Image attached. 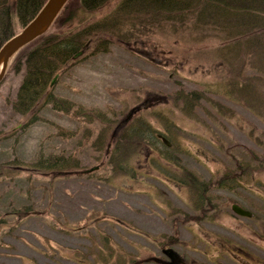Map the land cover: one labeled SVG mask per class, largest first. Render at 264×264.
Wrapping results in <instances>:
<instances>
[{
	"label": "rangeland",
	"instance_id": "374dc122",
	"mask_svg": "<svg viewBox=\"0 0 264 264\" xmlns=\"http://www.w3.org/2000/svg\"><path fill=\"white\" fill-rule=\"evenodd\" d=\"M125 2H105L100 14L97 8L86 10L78 15L80 23L66 24L61 18L66 10H60L41 39L9 61L0 83V264H157L165 242H178L174 249L195 264H264V171L257 187L222 188L211 196V206L223 210L217 219L210 214L211 220L198 223L173 221L182 212L192 216L183 170L208 180L222 166L245 164L253 153L264 169V123L227 95L228 80L245 75V59L237 56L230 67L225 51L231 37L219 28L217 34L195 31L189 20L173 29L148 18V34L129 29L138 15L121 12ZM186 5L183 9H190L191 2ZM33 12L27 10L24 19ZM185 15L191 17L180 14ZM89 35L95 44L50 90L58 104L71 102L67 110L47 105L18 112L28 56L42 41L76 36L85 44ZM122 39H130L131 48ZM177 90L186 100L196 98L198 107L188 111L181 102L166 100L136 110L135 121L148 125L157 149L145 157L129 154L130 161L113 171L112 148L124 143L123 117L145 96ZM203 97L231 115L217 114ZM156 134L172 145L168 149L175 148L176 159L164 158L167 151ZM230 154L238 157L236 163ZM39 155L58 158L60 166L35 171L31 163ZM249 170L255 173L253 166ZM231 204L253 215L238 216Z\"/></svg>",
	"mask_w": 264,
	"mask_h": 264
},
{
	"label": "trees",
	"instance_id": "16d2710c",
	"mask_svg": "<svg viewBox=\"0 0 264 264\" xmlns=\"http://www.w3.org/2000/svg\"><path fill=\"white\" fill-rule=\"evenodd\" d=\"M92 1L93 0H76L77 4H74V6H72L68 1L67 4L62 8V11H66L65 13H62L63 17L61 18L65 19L66 24H68L67 22L70 23L72 19H76L77 21L78 15L80 13H86V10H93L92 4L95 2ZM95 1L96 5L103 4L102 0ZM157 1L163 4H167V10H169L168 15L162 20H157L156 18L157 12L154 11L156 0H128V2H125L123 4V7L120 9L121 12L126 15H138L136 18H132L136 19L137 21L133 25H131L129 29H135L139 32L141 31L148 34L152 22H169L171 27L174 29L180 22L189 20L191 21V28H193L195 31H212L217 34L215 30L224 25L228 26L229 28L233 27L234 30H236L237 34L229 39V42H231V47H229L228 50L225 51V53L227 54H225V57L228 58L225 59V61L230 67H232V61L234 60V58H236L237 56L243 57L246 64L244 73L245 75H233V77L228 80V84L230 87H228L229 90L227 95L228 97L230 96L229 98H232L236 102H239L245 109L250 110L264 123V78L260 81L257 80V78H262L264 75V50L261 45V43L264 42V0H186L185 3L184 0ZM21 2L23 3L25 10L34 9V14L32 15L34 16L41 8L45 0H21ZM190 2V9L189 7L183 9L184 5H190ZM142 10L151 12L150 14H148V17L145 18V21H141V19L144 17H141V15L139 14V11ZM151 10H153V12ZM181 13H191V17L189 15L181 17ZM31 18H27L24 20H30ZM148 18L152 20L151 23L148 21ZM77 23L80 22L77 21ZM236 26H239L242 31L237 30ZM129 29H127V31H129ZM249 30H251V34L249 37L253 38L252 40H255L254 42L250 43V48L247 46L245 41L243 42V35ZM11 36L12 34L8 33L7 28H5L3 31H0V47ZM41 37L42 35L38 36L37 39L30 42L29 44L35 41L38 42ZM255 37L260 38V40H256L257 38ZM77 41L78 40L76 36H72L71 39L61 38L54 43L45 42L43 44L44 41H42L40 43V48H38V52L31 53L28 56L25 64L26 75L22 83L20 84L17 95L18 112L24 115L25 113H29L28 111H30V109H35L36 107H38L36 109V111H38L39 109H41V106L44 107L47 105L53 106L55 109L58 108L60 109V111L67 110L69 106L68 102L70 101H62L59 99L58 104L55 97H53V95H51L50 93L51 89L49 88V83L54 74L65 73L69 68L68 66L71 62V53L75 51L74 48L77 44ZM86 41H89L90 45L95 44V39L92 40L90 35L89 37L87 36ZM121 41V44L127 46L128 48L130 47V39H122ZM27 45L25 47H27ZM255 46H257L258 49H255ZM235 49L236 55L231 56ZM246 72L249 73L246 74ZM179 90H177L178 92H174V95L170 94L168 96L157 92L149 94L142 99L141 103L133 107L132 110L127 114V116L123 117L122 121L125 123L123 127H126V129H124L123 136L124 143H122V148H112L114 152V160L112 162V165L109 166H111V169L113 168V171L117 172L120 164L123 161H130L131 157H128L129 154L137 152L144 155L145 157L147 152L157 149L155 145H151L153 143H151V141L149 140L150 136L149 134H147V131L149 132L148 125H146L145 122L143 123L140 121H135V119L137 118L135 113L136 110H141V108H150L158 104H165L166 100H171L176 103L181 102L182 105L188 109V111L190 109L198 107V105L195 103L197 102L196 98H193L191 96L186 100L185 96H183ZM189 94L190 93H188V95ZM204 100L208 101L211 106H213V109L219 110L217 104L214 101L211 103L210 100ZM76 108L78 110V107ZM219 111L221 115H223L222 110ZM116 125L120 126V123L117 122ZM114 128L116 127L114 126ZM249 129L253 130L254 127L251 126ZM261 141V145L264 147V139ZM256 143H260L258 142V139ZM130 147H133V149L130 150V153L121 154L123 150H128L130 149ZM164 148L167 151L164 155V158L176 159L172 155L173 151L175 150L174 147L170 149H167L166 147ZM43 159L44 158H42L41 155L37 156V158L32 161L31 168L35 169V171L38 172L49 170L45 168H48L55 164L58 158L54 157L53 159ZM250 159L251 156L248 158V160ZM231 160L233 163L237 162L236 158H231ZM248 160L245 164L239 165L237 163L235 169H231L229 167L225 168L222 166L208 180H201L196 174L187 169L182 171L184 173V176L181 179V182L185 187V191L189 193V200L192 204V207L202 210L201 212L196 211L199 216L204 218L205 216L210 217L209 215L212 214L216 218L219 214H221L219 213L221 210L219 206L218 207L220 209L217 208L216 213L211 212V196L213 194V190L223 188L226 190L229 189L234 191V188L238 186L242 188H250V186L255 184L256 176L255 173L252 172V170H249V168L252 166ZM260 161H262V157L259 158V162ZM59 166V163L55 164V167ZM261 170L262 168L259 166V173L257 176H260V174L262 173ZM248 180H250L251 183L247 184L246 182Z\"/></svg>",
	"mask_w": 264,
	"mask_h": 264
},
{
	"label": "water",
	"instance_id": "95a60500",
	"mask_svg": "<svg viewBox=\"0 0 264 264\" xmlns=\"http://www.w3.org/2000/svg\"><path fill=\"white\" fill-rule=\"evenodd\" d=\"M66 1L67 0H48L45 5L37 12L36 17L26 25L25 29L4 43V45L0 48V81L5 75L4 73L9 58L15 54L16 50H18L20 47L32 41L39 34L48 29L50 23L57 16V13L60 11L61 7ZM56 78L57 76L52 79V84ZM162 140L167 143L164 138H162ZM232 210L237 214L250 216L249 212H246L237 205H233Z\"/></svg>",
	"mask_w": 264,
	"mask_h": 264
},
{
	"label": "flooded vegetation",
	"instance_id": "af4514ba",
	"mask_svg": "<svg viewBox=\"0 0 264 264\" xmlns=\"http://www.w3.org/2000/svg\"><path fill=\"white\" fill-rule=\"evenodd\" d=\"M29 8V7H28ZM27 10H25L23 3L21 0H0V31H3L5 28L1 25L3 22L7 24V29L8 33H14L16 29H22L23 26H25L26 22L24 23V15H26ZM6 16L9 19V22L5 21L3 17ZM192 217L190 218L193 220V223H198V219H206L199 216V214L196 213V211L201 212L202 210L200 209H195L191 208L189 206ZM211 212L216 213L217 212V207L214 208L211 206ZM181 215L182 220L186 221L190 217L189 214H186L185 212L179 213ZM224 244V243H222ZM179 246L178 242H172V243H162L161 245V252H162V257L158 259H154V261L157 264H172L175 262V264H195V261L193 260H188L184 256H182V253L179 252L178 250L174 249V247ZM168 249H173L175 253H171V251H166ZM227 250V249H224ZM230 251V250H227Z\"/></svg>",
	"mask_w": 264,
	"mask_h": 264
},
{
	"label": "bare ground",
	"instance_id": "6f19581e",
	"mask_svg": "<svg viewBox=\"0 0 264 264\" xmlns=\"http://www.w3.org/2000/svg\"><path fill=\"white\" fill-rule=\"evenodd\" d=\"M102 1H103V3H105V2L106 3L111 2V0H102ZM126 2H128V0ZM95 5L96 4H93L92 9L97 8L96 11H98V13H99L100 10L103 8V6H101L102 4L101 5H96V6ZM167 8H168L167 7V4H163V3H161V2H159V1L156 0V2H155V10L154 11L157 12V15H156L157 20H162L164 17H166L168 15V11L169 10H167ZM151 11L153 12V10H151ZM150 13H151L150 11H146V10H142V12H139V14L141 15V17H144V18H147L148 17V14H150ZM149 17H151V16H149ZM3 19L5 21L9 22V19L6 16H4ZM112 22L117 23L118 20L117 21H112ZM1 25L3 27L7 28V24L5 22H3ZM219 29L223 30L224 31L223 34L226 35V36H228V37H232V36H234V35L237 34L236 30H234L233 27L229 28L226 25L221 26ZM236 29L239 30V31H242L239 26H236ZM250 31L251 30L245 32L244 35H243V42L245 41L246 44H247V46L249 48H250V43L255 41V40H252L253 38L249 37L250 34H251ZM255 38H257V37H255ZM256 40H260V38H257ZM243 42H241V43H243ZM261 45H262L263 50H264V42L261 43ZM83 47H84V42L81 39H78L77 44H76V46L74 48L75 51H73V53H76V52H78L80 50H84ZM255 49H258V47L255 46ZM232 55L233 56L236 55V49L233 51V53L231 54V56Z\"/></svg>",
	"mask_w": 264,
	"mask_h": 264
}]
</instances>
